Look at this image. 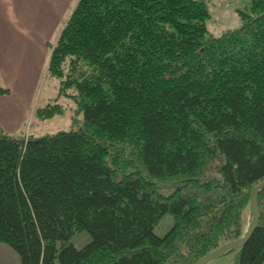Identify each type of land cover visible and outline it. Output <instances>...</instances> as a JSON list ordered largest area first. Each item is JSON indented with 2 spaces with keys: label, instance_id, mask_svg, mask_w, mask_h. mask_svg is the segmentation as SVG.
I'll return each mask as SVG.
<instances>
[{
  "label": "trees",
  "instance_id": "1",
  "mask_svg": "<svg viewBox=\"0 0 264 264\" xmlns=\"http://www.w3.org/2000/svg\"><path fill=\"white\" fill-rule=\"evenodd\" d=\"M246 1L212 31L205 0L75 1L45 73L80 125L0 128V242L20 264H193L245 233L264 180V0ZM257 198L238 264H264V187Z\"/></svg>",
  "mask_w": 264,
  "mask_h": 264
},
{
  "label": "crops",
  "instance_id": "2",
  "mask_svg": "<svg viewBox=\"0 0 264 264\" xmlns=\"http://www.w3.org/2000/svg\"><path fill=\"white\" fill-rule=\"evenodd\" d=\"M241 1L234 0L230 6L222 8L212 0L213 9L209 12L213 22H209L208 27L214 30L223 26L222 20L232 14L231 7ZM74 2L0 0V83L9 89L7 95H0L2 128H9L4 124L9 120L14 129L26 123L35 91L49 61V43L63 24V18L70 15ZM215 18L219 21L214 22Z\"/></svg>",
  "mask_w": 264,
  "mask_h": 264
},
{
  "label": "rangeland",
  "instance_id": "3",
  "mask_svg": "<svg viewBox=\"0 0 264 264\" xmlns=\"http://www.w3.org/2000/svg\"><path fill=\"white\" fill-rule=\"evenodd\" d=\"M76 1V0H75ZM207 1L208 7L211 8L213 6L212 0H205ZM217 5L219 7H228L230 6L234 0H231L228 4H219L217 0H215ZM76 3V2H74ZM247 3L246 0H242L241 2L237 3L235 6L231 7L232 16L228 15L225 19L222 20V25H228L230 24V27H236L238 25V15L237 10L243 9L244 4ZM74 5V4H73ZM234 16V17H233ZM68 17V16H67ZM67 17L63 18L66 20ZM214 22H218L219 20L217 18L214 19ZM213 22V20L208 21ZM213 24V23H212ZM62 26V25H61ZM61 26H59L61 28ZM219 26V25H217ZM59 28V30H60ZM218 29V28H217ZM59 30L54 33V37L51 38V42H54ZM210 31H212V28H209ZM217 32V31H216ZM218 34V33H217ZM49 51V50H48ZM40 84L38 85L34 101L32 107L29 109L28 118L26 120V123L19 129L13 128V123L11 121L4 122L6 126L9 128H2L0 126L1 130L4 133H7L12 136L16 137H23L27 135H33V136H43V135H51L52 133L55 134L57 132L61 131H68L77 129V127L80 125V121H82V112L78 113L76 112L75 104L73 103L72 98H69L66 95H63L59 90L58 83H55V81H52L51 79L46 78L45 70L42 73ZM58 103L61 105L62 112L54 118L50 119H41L36 116V109L38 107H43L47 103ZM246 221L248 220V215H246ZM172 216L169 213H166L162 216V218L159 220L155 227V233L159 236H162L166 233V231L169 229V227L172 224ZM90 236L86 231H82L77 233L74 238H72V243L75 247L80 248L84 246L89 240ZM240 255V248L233 249L224 256L213 259L205 264H238L239 256ZM20 258H18V255L16 252L11 248V246H8L5 243L0 242V264H20L19 261Z\"/></svg>",
  "mask_w": 264,
  "mask_h": 264
},
{
  "label": "water",
  "instance_id": "4",
  "mask_svg": "<svg viewBox=\"0 0 264 264\" xmlns=\"http://www.w3.org/2000/svg\"><path fill=\"white\" fill-rule=\"evenodd\" d=\"M264 187V180L259 182L251 189L250 194V208H251V222L249 223L245 233L238 239L227 242L223 245H221L219 248L207 253V255H204L197 259L193 264H205L213 259L220 258L224 256L229 250H233L236 248H241L243 245H245L248 237L252 234L254 228L257 225L258 222V209H257V193L258 191Z\"/></svg>",
  "mask_w": 264,
  "mask_h": 264
},
{
  "label": "built area",
  "instance_id": "5",
  "mask_svg": "<svg viewBox=\"0 0 264 264\" xmlns=\"http://www.w3.org/2000/svg\"><path fill=\"white\" fill-rule=\"evenodd\" d=\"M217 2L219 3V4H228V3H230L231 2V0H217Z\"/></svg>",
  "mask_w": 264,
  "mask_h": 264
}]
</instances>
